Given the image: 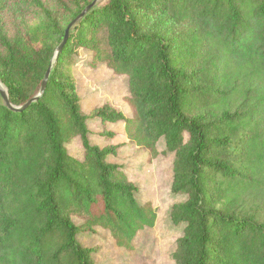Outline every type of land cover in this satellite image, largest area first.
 Here are the masks:
<instances>
[{"label": "trees", "instance_id": "obj_1", "mask_svg": "<svg viewBox=\"0 0 264 264\" xmlns=\"http://www.w3.org/2000/svg\"><path fill=\"white\" fill-rule=\"evenodd\" d=\"M47 0L46 2H48ZM0 0V82L10 103L45 93L22 111L0 92V264H95L78 241L101 228L134 249L157 212L141 204L114 148L90 141L70 58L126 76L131 116L109 105L90 117L125 124L152 159L175 155L171 190L186 200L171 220L185 226L175 264H264V221L246 201L264 187V0ZM11 6L36 19L9 36ZM21 11V10H20ZM79 138L83 160L66 144ZM74 218L82 220L77 225Z\"/></svg>", "mask_w": 264, "mask_h": 264}, {"label": "rangeland", "instance_id": "obj_2", "mask_svg": "<svg viewBox=\"0 0 264 264\" xmlns=\"http://www.w3.org/2000/svg\"><path fill=\"white\" fill-rule=\"evenodd\" d=\"M45 4L54 8L53 0ZM16 8L11 6L4 13L3 26L9 36L25 30L36 19L34 10ZM69 62V70L77 82L82 111L89 116L87 125L91 143L100 148L115 149V154L108 160L123 167L138 188L137 200L141 204L151 203L157 212L155 226L137 234L132 251L118 247L110 233L101 228L93 232L82 230L78 241L84 247L94 249L95 264H175L173 254L185 226L172 222L171 211L175 204L186 200V196L175 195L171 190L175 155L167 152L165 142L161 141L158 144L160 155L152 159L147 151L129 141L123 121L109 122L90 117L93 111L105 105L131 116L127 102L130 97L128 78L114 74L105 64H94L91 53L85 49L75 51ZM66 149L72 157L83 160L84 149L79 138L70 140ZM245 208L256 212L264 221V187L246 201ZM74 221L77 225L83 224L80 219L74 218Z\"/></svg>", "mask_w": 264, "mask_h": 264}, {"label": "water", "instance_id": "obj_3", "mask_svg": "<svg viewBox=\"0 0 264 264\" xmlns=\"http://www.w3.org/2000/svg\"><path fill=\"white\" fill-rule=\"evenodd\" d=\"M98 1H100V0H95L90 6H88L77 18H75L68 25V27L65 30L64 38H63L62 42L60 43V45L57 48V51H56V54H55V58H54V61L52 62V65H53L54 62L57 61V58H58L59 54L64 49V47H65V45H66V43H67V41L69 39L70 30L91 9V7L93 5H95ZM50 71H51V67H50V69L48 70V72L46 73V75L44 77V80H43V83H42V86H41V89H40L39 93L35 97H33L31 100H29L25 105L20 106V107H15V106H13L10 103L9 96H8V91L2 85V83L0 82V92H1V95L3 97V100H4L5 104H6V106H8L13 111H22V110L26 109L27 107H29L34 102H36L45 93V90H46V87H47V82H48L49 76H50Z\"/></svg>", "mask_w": 264, "mask_h": 264}]
</instances>
